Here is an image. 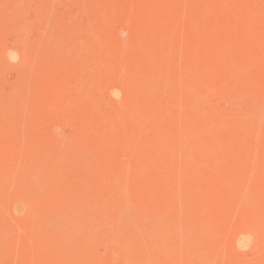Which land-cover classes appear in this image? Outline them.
Segmentation results:
<instances>
[{
    "label": "rangeland",
    "instance_id": "rangeland-1",
    "mask_svg": "<svg viewBox=\"0 0 264 264\" xmlns=\"http://www.w3.org/2000/svg\"><path fill=\"white\" fill-rule=\"evenodd\" d=\"M0 264H264V0H0Z\"/></svg>",
    "mask_w": 264,
    "mask_h": 264
},
{
    "label": "clouds",
    "instance_id": "clouds-1",
    "mask_svg": "<svg viewBox=\"0 0 264 264\" xmlns=\"http://www.w3.org/2000/svg\"><path fill=\"white\" fill-rule=\"evenodd\" d=\"M8 60L12 64H18L21 60L20 52L16 49H9L7 52ZM110 95L116 101H120L123 97V92L116 88L112 89ZM253 235L251 233H242L236 240V247L240 251H247L253 242Z\"/></svg>",
    "mask_w": 264,
    "mask_h": 264
}]
</instances>
